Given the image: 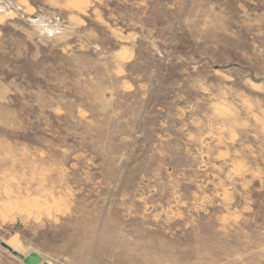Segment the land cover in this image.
<instances>
[{
    "label": "rangeland",
    "instance_id": "1",
    "mask_svg": "<svg viewBox=\"0 0 264 264\" xmlns=\"http://www.w3.org/2000/svg\"><path fill=\"white\" fill-rule=\"evenodd\" d=\"M264 264V0H0V264Z\"/></svg>",
    "mask_w": 264,
    "mask_h": 264
},
{
    "label": "water",
    "instance_id": "2",
    "mask_svg": "<svg viewBox=\"0 0 264 264\" xmlns=\"http://www.w3.org/2000/svg\"><path fill=\"white\" fill-rule=\"evenodd\" d=\"M1 245L8 251L12 252L16 257L22 259L26 264H39L42 261V257L37 253H31L28 256H24L22 253L15 251L6 242H1Z\"/></svg>",
    "mask_w": 264,
    "mask_h": 264
},
{
    "label": "bare ground",
    "instance_id": "3",
    "mask_svg": "<svg viewBox=\"0 0 264 264\" xmlns=\"http://www.w3.org/2000/svg\"><path fill=\"white\" fill-rule=\"evenodd\" d=\"M10 246V245H9ZM13 248V247H12ZM15 251H17L15 248H13ZM13 254V253H12Z\"/></svg>",
    "mask_w": 264,
    "mask_h": 264
}]
</instances>
